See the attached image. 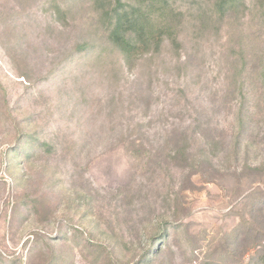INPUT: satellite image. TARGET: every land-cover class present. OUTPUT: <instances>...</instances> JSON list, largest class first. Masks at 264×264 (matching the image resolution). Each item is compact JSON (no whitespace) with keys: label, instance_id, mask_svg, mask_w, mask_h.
Instances as JSON below:
<instances>
[{"label":"rangeland","instance_id":"374dc122","mask_svg":"<svg viewBox=\"0 0 264 264\" xmlns=\"http://www.w3.org/2000/svg\"><path fill=\"white\" fill-rule=\"evenodd\" d=\"M114 6L0 0V264H264V0Z\"/></svg>","mask_w":264,"mask_h":264},{"label":"trees","instance_id":"16d2710c","mask_svg":"<svg viewBox=\"0 0 264 264\" xmlns=\"http://www.w3.org/2000/svg\"><path fill=\"white\" fill-rule=\"evenodd\" d=\"M113 1L115 6L112 10L114 16H112L113 24L110 28V37L112 43L120 51L126 55H131L140 43L146 45L151 41L160 39V33L150 28L153 35L147 30L145 22L150 18L149 7L154 6L157 2L164 5L166 0H137L138 4H132L129 0ZM139 12L140 14H138ZM150 245L148 251L155 246L154 244Z\"/></svg>","mask_w":264,"mask_h":264}]
</instances>
